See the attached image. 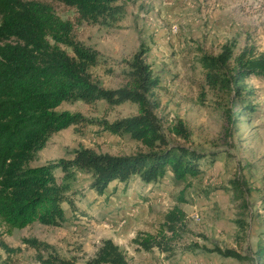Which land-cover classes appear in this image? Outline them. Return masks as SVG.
Instances as JSON below:
<instances>
[{"label": "rangeland", "instance_id": "rangeland-1", "mask_svg": "<svg viewBox=\"0 0 264 264\" xmlns=\"http://www.w3.org/2000/svg\"><path fill=\"white\" fill-rule=\"evenodd\" d=\"M37 1L69 19L76 40L97 52L98 63L89 71L103 88L124 85L127 61L144 49L146 63L159 79L148 95L157 103L161 130L171 144L203 154L201 172L177 184L169 171L149 184L137 175L113 179L100 193L89 172L57 166L53 178L66 185L64 195L70 200L61 204L66 219L13 229L0 221V241L6 245L0 246V264H44L52 254L85 264L106 238L119 245L128 264H253L257 245H264V74L246 77L239 95L224 81L208 77L200 58L217 56L227 46L231 67L241 53H263L264 0H116L124 16L114 25L79 22L68 5ZM247 104L253 106L245 108ZM56 110L77 121L53 132L31 166L72 159L81 148L111 155L146 151L139 141L104 126L135 115L134 102L77 99ZM178 121L188 137L172 131ZM174 207L183 217L170 230L166 214ZM146 235L162 247L142 248L137 241ZM214 246L246 258L222 256L209 250Z\"/></svg>", "mask_w": 264, "mask_h": 264}, {"label": "trees", "instance_id": "trees-1", "mask_svg": "<svg viewBox=\"0 0 264 264\" xmlns=\"http://www.w3.org/2000/svg\"><path fill=\"white\" fill-rule=\"evenodd\" d=\"M55 1L74 8L79 22L114 25L124 16L116 0ZM144 54V49L139 48L127 61L128 79L124 85L103 88L89 71L98 63V54L76 40L74 24L69 19L61 18L48 3L0 0V221L8 229L23 228L33 222L58 225L66 219L61 204L70 200L64 195L66 185L53 178L52 171L57 166L89 172L93 187L100 193L113 179L127 181L137 175L149 184L169 171L177 184L188 175L201 172L198 161L203 154L189 146L171 144L161 130L155 114L157 103L148 95L159 79L153 75ZM231 56V49L225 46L217 56L202 55L200 64L208 77L224 81L227 88H235L240 95L246 77L264 74V52L256 57L241 53L234 57L230 67ZM77 99L104 100L110 104L134 102L135 115L104 122V126L110 132L139 141L146 151L111 155L81 148L75 150L72 159L31 166L53 132L77 121L75 115L57 111V106ZM251 106L247 104L245 108ZM172 131L184 138L189 134L181 121ZM182 217V211L175 207L169 211L168 229L173 230ZM137 242L144 249L162 247V242L151 235ZM0 246L6 247L1 241ZM209 250L222 256L246 258L230 248L214 246ZM47 259L44 264H76L56 254ZM41 260L44 261L42 257ZM251 260L253 264H264V245H257ZM85 264L128 262L119 245L106 238Z\"/></svg>", "mask_w": 264, "mask_h": 264}]
</instances>
